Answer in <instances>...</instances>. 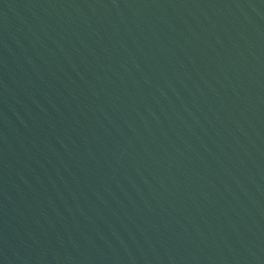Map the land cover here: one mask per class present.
<instances>
[{
    "label": "water",
    "instance_id": "obj_1",
    "mask_svg": "<svg viewBox=\"0 0 264 264\" xmlns=\"http://www.w3.org/2000/svg\"><path fill=\"white\" fill-rule=\"evenodd\" d=\"M0 264H264V0H0Z\"/></svg>",
    "mask_w": 264,
    "mask_h": 264
}]
</instances>
